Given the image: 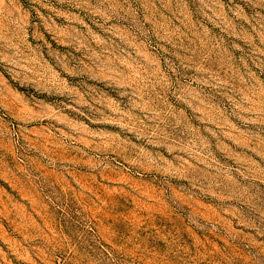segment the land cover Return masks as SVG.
<instances>
[{
  "label": "rangeland",
  "instance_id": "obj_1",
  "mask_svg": "<svg viewBox=\"0 0 264 264\" xmlns=\"http://www.w3.org/2000/svg\"><path fill=\"white\" fill-rule=\"evenodd\" d=\"M0 264H264V0H0Z\"/></svg>",
  "mask_w": 264,
  "mask_h": 264
}]
</instances>
